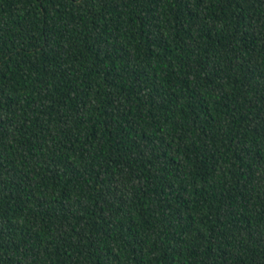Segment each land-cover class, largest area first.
<instances>
[{
	"label": "trees",
	"instance_id": "obj_1",
	"mask_svg": "<svg viewBox=\"0 0 264 264\" xmlns=\"http://www.w3.org/2000/svg\"><path fill=\"white\" fill-rule=\"evenodd\" d=\"M0 264H264V0H0Z\"/></svg>",
	"mask_w": 264,
	"mask_h": 264
}]
</instances>
